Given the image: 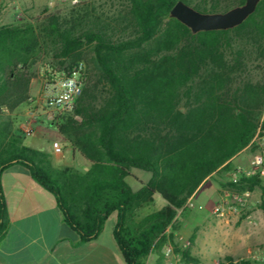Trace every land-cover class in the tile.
Returning a JSON list of instances; mask_svg holds the SVG:
<instances>
[{"label": "trees", "instance_id": "1", "mask_svg": "<svg viewBox=\"0 0 264 264\" xmlns=\"http://www.w3.org/2000/svg\"><path fill=\"white\" fill-rule=\"evenodd\" d=\"M178 0H121L110 5L88 0L67 13L44 12L0 24V175L14 163L56 199L64 221L80 242L94 239L116 211L113 229L126 264H146L165 244L183 264H198L187 245L174 240V217L212 174L229 171L232 159L264 130V0L240 24L193 33L169 12ZM200 12H217L222 0H182ZM245 0H225V11ZM51 57L60 72L85 64V80L71 111L55 125L71 145L91 161L82 171L54 167L44 151L9 139L2 108L13 110L29 99L34 58ZM87 51V54H85ZM259 69L249 77L250 63ZM8 138V139H7ZM19 146V147H18ZM130 169L149 172L133 190ZM228 186L258 187V174ZM159 193L166 205L142 216ZM8 227L0 181V238ZM240 264H253L241 258ZM218 264H236L231 254Z\"/></svg>", "mask_w": 264, "mask_h": 264}, {"label": "crops", "instance_id": "2", "mask_svg": "<svg viewBox=\"0 0 264 264\" xmlns=\"http://www.w3.org/2000/svg\"><path fill=\"white\" fill-rule=\"evenodd\" d=\"M33 87L34 84L31 82L29 90L31 91ZM35 95V99L29 95V100L33 99L28 105L30 107L24 103L13 110L2 108V120L6 119L9 122L8 138L19 137L21 140L19 146L26 145L18 133L19 130H24L25 123L31 114L35 116L32 124L40 117L37 115V109L40 108L39 106L44 100V94L43 91L37 89ZM17 116H19V120ZM26 146L44 151L37 147L36 140H32ZM47 150L50 149L47 148ZM44 152L48 154L51 164L56 168L74 166L86 171L91 165V161L76 150L67 139L59 151L51 150L53 154ZM130 175L131 170H129L127 180L128 178L131 180ZM148 177L145 180H137L138 185L145 183ZM0 181L8 215L7 230L0 238V264H126L113 235L117 219L116 211H112L108 215L101 231L94 239L80 242L78 232L64 221L55 196L34 180L25 165L14 163L4 168L0 175ZM262 184L264 185L263 178ZM204 186L205 184L200 186L189 200V205ZM217 188L214 187L215 192L212 199L216 196ZM248 192L249 198L242 219L244 233L234 241H237L244 251L250 252L256 249L264 259V194L258 187ZM158 196L161 197L159 201H157ZM152 197L153 210L160 209L166 204L165 199L159 193H154ZM210 202V199L205 202V209L208 208ZM180 211L181 209H177L176 216L180 214ZM197 216V213L192 212L187 217L180 218L183 226L191 225V234L195 236L194 241H197L199 236L193 232L199 223V219H196ZM170 231L171 228L166 227L162 234L165 244L161 249H154L148 255L147 263L166 264L163 255L165 245L169 244L167 237Z\"/></svg>", "mask_w": 264, "mask_h": 264}, {"label": "rangeland", "instance_id": "3", "mask_svg": "<svg viewBox=\"0 0 264 264\" xmlns=\"http://www.w3.org/2000/svg\"><path fill=\"white\" fill-rule=\"evenodd\" d=\"M48 1L49 0H0V24L14 22L22 18H39L44 12L52 10H57L62 14L67 13V5H62L59 1H56V5L50 6ZM97 2H104L105 7L110 5L109 11L114 12L120 7L119 4L121 3V0H97ZM224 7L225 0H222L218 5L217 12H221ZM19 13L20 17L18 16ZM85 54H87V51H85ZM50 62L51 57L44 51L39 53L34 58L33 65L31 67V82L34 84V87L31 91L29 90V95H31L33 99H35L37 89H40V91L44 90L45 79L49 74L46 67L49 66L52 69L59 71ZM255 64V62L250 63V70L247 72V75L253 79L257 78L259 72V69ZM33 99H28L25 105L28 106ZM39 107L40 108L37 109V115H40V117L38 120L34 121V124H32V135L25 133L24 130H19L18 133L24 144L28 145L32 142V140H36L37 147L39 149L51 153V150L54 151V147L52 145L54 141L62 147L66 142V139L57 129L54 120L49 118V114L55 115L56 111L51 110L52 112L48 113L50 108L47 107L44 100ZM31 109L33 108L31 107ZM17 118L19 120V116H17ZM47 148L50 150H47ZM255 148V146L251 148L247 147L235 156V158H233V167L231 170L238 165L246 166L254 154ZM51 154H53V152ZM130 170L131 180L128 178V181L132 189H136L139 186L137 180H145V178L150 174L147 171L139 169ZM231 170L218 171L213 174V176L207 179V182L204 183L205 186L201 189L199 195L192 200L190 205V201L188 200L184 212L180 213L178 216L175 215L174 217V223L176 224V229L173 230L174 240L180 243V241H188L192 232L191 225L183 226L180 218H185L192 212H194V214H198L196 219H199V223L193 232L199 236L197 237V241L195 240L190 245L191 253L199 257L198 264H218V257L227 253L234 257L236 264H240L239 260L241 258L250 259L253 261V264H264L262 255L259 254L256 249L250 252L244 251L238 242L234 241V239H239L240 235L244 233L242 219L249 196H246L242 205L234 202L233 195L240 192L226 184L229 180ZM216 181H218V183H216ZM215 186L218 188L216 189V196L212 199L215 192ZM209 199L211 202L208 204V208L205 209L204 204ZM159 200H161V197L158 196L157 201ZM218 204L223 206V214L218 215L212 211L213 207ZM152 207L154 206L150 205L140 209L137 216H142L144 212L147 211H153ZM168 243L169 244L165 245L163 255L166 264H183L179 256L172 252L170 242ZM147 260L148 258L146 259V264H154L151 262L147 263Z\"/></svg>", "mask_w": 264, "mask_h": 264}, {"label": "built area", "instance_id": "4", "mask_svg": "<svg viewBox=\"0 0 264 264\" xmlns=\"http://www.w3.org/2000/svg\"><path fill=\"white\" fill-rule=\"evenodd\" d=\"M56 1H59L62 5L76 6L88 0H49L50 6L56 5ZM20 13L18 14V16ZM20 17V16H19ZM46 70L48 75L45 79L44 84V103L51 110H55L56 114H49V118L56 121L57 116L69 112L74 107L76 97L80 94L83 80H85V64L83 61L77 62L73 65L71 73L59 72L51 67L47 66ZM35 119L34 114L28 118L24 126V132L31 134L32 132V121ZM255 146V152L250 158L246 166L238 165L230 171L229 181L236 183L242 176H249L252 174H258L264 179V130H258L255 134L252 143L249 148ZM53 147L56 151L60 150V146L57 142H53ZM248 191L235 193L233 200L236 204L242 205L244 199L248 196ZM223 206L218 204L213 207L215 214H223ZM180 244L187 245L188 241H180Z\"/></svg>", "mask_w": 264, "mask_h": 264}, {"label": "water", "instance_id": "5", "mask_svg": "<svg viewBox=\"0 0 264 264\" xmlns=\"http://www.w3.org/2000/svg\"><path fill=\"white\" fill-rule=\"evenodd\" d=\"M259 0H245L240 5L233 6L221 12H200L182 0H178L170 9V16L190 28L195 33L201 30L232 28L240 24L251 14Z\"/></svg>", "mask_w": 264, "mask_h": 264}]
</instances>
